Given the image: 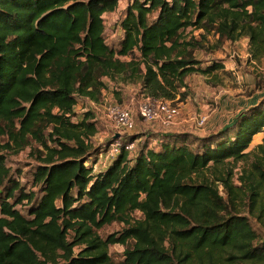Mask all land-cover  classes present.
<instances>
[{"label":"trees","instance_id":"1","mask_svg":"<svg viewBox=\"0 0 264 264\" xmlns=\"http://www.w3.org/2000/svg\"><path fill=\"white\" fill-rule=\"evenodd\" d=\"M118 2L0 0V264H264V238L250 223L264 226V138L246 153L263 133L264 100L218 135L195 138V150L192 135L166 134L133 158L122 150L98 173L88 165L98 121L74 111L78 99L100 102L104 78L183 100L187 77L224 69L221 61L199 67L188 29L247 38L259 61L264 0H133L113 48L103 16ZM33 145L39 196L13 177L4 154ZM230 162L247 163L237 185ZM115 223L120 232L98 235ZM114 245L127 247L119 262Z\"/></svg>","mask_w":264,"mask_h":264},{"label":"rangeland","instance_id":"2","mask_svg":"<svg viewBox=\"0 0 264 264\" xmlns=\"http://www.w3.org/2000/svg\"><path fill=\"white\" fill-rule=\"evenodd\" d=\"M132 2L133 0H119L116 10L103 16L104 39L110 47L117 48L118 42L123 35L120 22ZM184 34L186 41H193L191 39H194V41L199 43L192 51V56L200 62V68H205L215 61H223L224 63V69L218 71L214 76L193 74L187 77L185 80L187 87L179 90V93H186L185 98L179 101V97H177L175 100V104L179 106V116L186 119L187 123L189 122L186 126V131H188L186 133L194 137L189 140L191 143L189 148L195 150L198 147L196 139L218 135L220 131L228 126V122L229 120L231 121L233 116H236L240 110L248 106L247 103L252 101V98L258 102L264 100V57L259 61L251 59L248 39L244 37L236 42H229L219 40L216 35L212 33L205 34V32L200 30L188 29ZM122 60L128 61L129 58H122ZM102 80L105 84V89L102 91L101 100L102 98H109L120 105L136 106L139 95L136 84H131L128 81L125 83L119 78L115 81L106 78ZM101 100L99 103H101ZM97 106H92L88 100L78 99L74 109L78 119L83 114L91 112L98 120L99 130L97 135L91 140V157L88 160V165H93L94 173H98L102 163L99 157L100 153L106 149L111 141L116 139L115 135L119 133L109 124L103 111ZM198 117L206 118V123L201 128L195 125V120L199 119ZM155 134L152 133L145 138L141 131L135 129L131 132H121L120 137L123 139L143 137L141 142L135 144L136 152H138L142 148L143 142L147 141L149 143L150 139L156 136ZM263 138L264 130L263 134L256 137L254 141L262 143ZM4 140V138L0 137L1 143ZM256 146L257 144H250L246 153L253 151ZM34 147L36 146H30L19 154L8 152L4 154L6 156V165L11 168L13 177L19 179L21 186L26 192L34 191L39 196L38 188L32 187L33 173L37 166V162L32 156V148ZM246 164V162L236 164L230 162V165L234 167V184H238L236 179ZM212 174V171H204L203 176L205 179L212 180ZM219 190L221 192V188ZM29 208L25 204L20 210L24 214ZM250 223L259 236L264 238V226L258 224L253 218L250 219ZM122 229V225L115 223L99 230L98 235L101 238H105L111 233L120 232ZM130 245L131 242H129L128 246ZM126 248L119 245L109 247L108 251L111 259L114 262L121 261Z\"/></svg>","mask_w":264,"mask_h":264},{"label":"built area","instance_id":"3","mask_svg":"<svg viewBox=\"0 0 264 264\" xmlns=\"http://www.w3.org/2000/svg\"><path fill=\"white\" fill-rule=\"evenodd\" d=\"M138 101L136 106L130 107L120 105L109 98H102L101 103L95 104L103 111V114L109 124L119 131L118 138L111 141L106 149L100 153L102 161L99 168H106L120 154L122 150L126 151L130 158L136 156V143L141 142V138L129 142V139H123L121 132H131L136 129L137 120L144 124L158 125L163 130L170 129L180 114L179 106L173 101L164 99H152L141 94L138 91ZM96 108V107H95ZM199 118V117H198ZM206 118L201 117L195 120L196 127H203ZM115 135V136H116Z\"/></svg>","mask_w":264,"mask_h":264},{"label":"crops","instance_id":"4","mask_svg":"<svg viewBox=\"0 0 264 264\" xmlns=\"http://www.w3.org/2000/svg\"><path fill=\"white\" fill-rule=\"evenodd\" d=\"M221 62H222V64H223V66H224L223 61H221ZM136 88H137L138 91H139V85H136ZM249 103H250V104H249ZM252 103H254V99H253V98H252V101H249V102L247 103L248 106H247L246 108H244L243 110H240V111L237 113V115H238L240 112H242V111L248 109V108L252 105ZM90 104H91L92 106H95L96 103L90 102ZM133 108H134V107H133ZM237 115H236V116H237ZM236 116H233V117L231 118V121L229 120L228 125L234 121V119L236 118ZM97 121H98V120H97ZM188 123H189V122H188ZM188 123H187V120H186V119L181 118V117L179 116V117L177 118V120L175 121V124H174L170 129H168V130H163L160 126H158V125H156V124H154V125L144 124L142 121L137 120L136 129H137V131H141V133L145 135V138H147L146 136H148V135H150V134H152V133H156V134H155L156 136H154L153 138H151V139H150V143H149L150 146H155V145H157V144L160 142V139L162 138L163 135H166V134H175V135H177V134H182V133H186V132H188V131H186V129H187L186 126H187ZM261 134H263V133H260V134L255 135V136L253 137V140H252L251 144H257V146H258V144L261 143V142H260V141L255 142L254 139H255L256 137L260 136ZM141 140H143V138H141ZM144 140H145V139H144ZM102 170H104L103 167L99 169V171H102Z\"/></svg>","mask_w":264,"mask_h":264},{"label":"water","instance_id":"5","mask_svg":"<svg viewBox=\"0 0 264 264\" xmlns=\"http://www.w3.org/2000/svg\"><path fill=\"white\" fill-rule=\"evenodd\" d=\"M115 138H118V135H116Z\"/></svg>","mask_w":264,"mask_h":264}]
</instances>
